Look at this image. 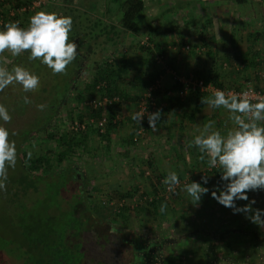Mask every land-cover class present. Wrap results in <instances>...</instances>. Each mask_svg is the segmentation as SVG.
<instances>
[{"label":"rangeland","instance_id":"obj_1","mask_svg":"<svg viewBox=\"0 0 264 264\" xmlns=\"http://www.w3.org/2000/svg\"><path fill=\"white\" fill-rule=\"evenodd\" d=\"M92 1L94 2V0H50V2L46 0L43 9L45 12H50L54 9H60L59 11H61V8L68 7L73 9L79 15L78 22L80 24L76 26V29H78V26L81 29L85 24L91 25L95 17H99L108 25H114L118 17L117 11L115 12V6L111 2L106 4V0H95V7L87 6V3L93 4ZM103 1L105 6L102 4ZM154 1H147L144 14L147 15L146 13H149L147 15L148 18H158V15H161V21L171 23L175 21L174 14L178 8H190L188 3L185 4L187 2L185 0H159L161 2L157 1L156 5ZM190 1L192 3L195 2V0ZM207 1L208 9L205 10L201 6V9L205 12H203L204 14L199 13V16H197L201 25L192 34L198 40L203 39V43H197L198 40L195 43L190 40H183L182 36L184 35L183 32H185L183 25L179 26V36L175 37L173 33L169 32L164 35L162 43L147 33H142L132 38L128 31L118 28L117 25H114V29H112L108 37L99 34L91 39L92 41L83 40L82 37L78 38V42L81 44L79 46L80 51L84 50L86 44H90L91 47H93L91 43L95 45L93 52H89L88 58L84 59L80 75L76 78L77 86L82 92L81 100L78 104L74 102L71 94L73 95L76 90L73 89L67 95L65 103L60 107L57 117L50 123V126L45 131L36 132L23 146V149L27 150L30 157L41 155L48 160V164H40L39 167L41 169L39 170H45L46 167H49V170L67 169L70 165L75 167L78 176L73 179L74 182L68 187V191L63 193L67 205L68 202L72 203L76 214L80 215V217H86L90 213L91 202L100 201L103 208L104 221L109 224L108 227L113 226L115 234L108 233L107 236L105 234L102 237V231L105 230H100L99 227L94 228L90 218L87 223V232L83 233L80 231V235L69 233L71 243L74 241L73 244L76 243L79 248L84 244L86 252L85 257L82 259V264H126V260L130 255L129 249L131 245L125 244L124 240L120 241V237L125 239L127 236L133 235L139 236L148 242L150 250V252H147L148 264H192V260L196 257H200L202 254L206 256L208 253L209 257H211L214 256L212 253L216 252L225 256H231L233 252L234 256H239V258H236L237 260L246 262L248 256L253 257L254 252L251 248L254 247V242L257 240L264 242V232L259 233L251 230V233H244V231L256 227L250 225L251 220L248 219L247 215L238 214L232 208L221 205L213 198L212 192L216 191L217 195H219V191L224 190L226 181L221 180L219 186L212 183V173L214 171L216 174L217 170H212L208 163L202 165L199 170L196 167V169H192L193 172L191 171V181L200 183L202 187H206L209 190L208 193L201 196L198 203L193 204L191 197L182 190L183 186L188 184L185 178L188 177L190 171H181V177L185 181L180 179L179 187L172 193L167 192L165 185L162 186V182L168 174L158 172L155 168H152L150 163L152 159L150 155L152 152L150 149L152 145V129L147 125V128L142 130L141 137L137 136L135 143L132 140L134 126L143 127L142 122L144 119L141 120L140 124L132 119V116L139 110V97L144 92L140 91L137 83V80H140L142 75L147 76L151 73H159L156 78L159 79L160 86L152 92L155 103H158V99L162 98L163 95L165 97L172 96L171 98L174 101L180 100L173 94L174 90L171 87L173 83L170 82V76L159 72V68L152 63L153 50L137 44L139 36H148L150 41L158 45L159 49L164 50L162 46L165 47L164 52H169V56L167 55L168 58L166 59L169 66L180 76L196 72L200 73L198 75L205 79L208 73L202 72L198 67L207 65L211 67L208 68L212 69L211 73L216 72L219 74V79L224 88L238 89L250 85L264 90V68L258 67L261 72L257 74L258 76L253 74V72L249 74L248 70L253 69L255 66H251L247 61L246 65L236 58L238 54L232 46L233 38H231L233 34L239 36L238 43L237 36L234 38L236 48L239 49L238 45H243L242 48L247 45V40L250 39L248 38L250 36L248 33L254 34L260 31L264 33V13H262L264 11V2L262 0H247L238 4L231 0ZM181 2L182 6L179 4ZM209 2L213 3L211 4L212 9H209ZM200 3L205 4V2ZM152 4L160 9L157 12H151L150 6ZM8 5H11V0H6L4 4H0V17L4 18L6 23L17 22L21 28H26L29 18L34 13L32 11H24L22 13L15 11L14 14L10 15V8L6 7ZM108 6L111 9L110 11H107ZM166 7L169 8V12L164 11ZM14 10L15 8H13ZM31 12L33 15H31ZM218 12L219 14L222 12V14L219 16V20H216L219 21L220 25L217 23V30H215L211 23L209 24L208 22ZM253 19L261 22H252ZM219 27L223 30L222 35H219ZM0 30H3V28L0 27ZM213 30L215 31V37L212 34ZM93 32H97L96 28ZM177 38H180V41H186L190 48L187 51H178L180 42L177 41ZM221 41L225 42V48L218 47ZM254 44L255 51H263L260 40L258 41L257 39ZM167 46L170 49L168 51L166 50ZM173 46H176V50L175 48L171 49ZM122 48L126 49L125 53L121 52ZM112 50L114 51L112 53L114 57L108 61L107 67L109 66L113 72L119 70L122 66L121 61L125 60L122 72L119 75L113 73L109 77L111 78L109 90L114 92V94L108 93L107 88H105L107 95H117L118 97V106H115L116 112H114L117 114L114 126H109L108 118L101 129L90 124V126H87V135L85 137L80 135L75 139L78 144L75 146L62 145L57 138L60 136L67 138V135L70 134L69 124L76 117V113L81 112L83 114L88 110L87 100L97 95V91L90 87V80L95 76V70L91 71L88 67L93 63V60L99 59L101 54L105 55ZM250 50L252 51V49ZM223 53L227 56H222ZM12 58L13 56L9 52L0 54V66L6 67ZM241 64H244V66L239 68ZM166 78L170 84L165 87L163 82H165ZM254 81L255 83H253ZM8 91H12L15 95L6 96ZM98 92H103L102 88ZM136 96L138 97L137 100ZM24 97L25 94L21 86L15 85L12 88L9 86L3 92H0V104H3L11 115V112H14L12 109L17 108L20 99ZM100 109V115L106 113L107 117H109V108L103 106ZM154 111L151 110L150 113H154ZM25 115H17L15 118L11 115V122L6 124L0 121V124L8 129L10 141H13L15 126H18L25 119ZM233 126L229 118H226V123H221V130L219 129V131L222 134H226V131ZM48 133L54 134V138L48 137ZM16 167L17 165L15 168H8V179L5 182L6 191L4 190V192L9 190L7 188H10L16 178ZM72 174L74 175V171H72ZM202 176H207L208 182L206 184L201 180ZM160 179L162 182H160ZM79 185L80 188L77 189L76 187ZM76 190H83V192L81 198L77 202L76 199L73 202V193ZM1 195L0 192V202ZM246 195L248 197L247 200L236 199L234 201L236 208L242 209L251 201H255V203L251 204V208L264 213V190L248 191ZM163 197L164 201H161L160 205L156 206L155 211L148 205L150 199L156 198L159 200ZM161 204L167 205L164 212L160 211ZM240 212L243 213V211ZM3 213L0 208V263L22 264V259L17 257L19 254L17 247L22 241L19 232L20 228L11 224L10 221L7 222V216L3 215ZM245 213L247 212L243 214ZM248 213L250 215L253 214L252 212ZM206 216L208 217L207 219ZM233 218L236 222H233ZM261 220H264V214L261 215ZM246 221L248 223L245 225ZM203 224L213 227L214 231L216 230L214 232V234L216 233L215 236L208 233L209 241L212 237L213 240L218 237L214 244L227 242L233 245V250L225 249L224 246L220 248L221 250H219V247H213L212 252L208 250V245L203 242L206 236L200 230H195ZM262 229L263 227H261ZM249 240L251 242L247 243ZM186 242H191L190 244L193 246L197 245L195 249H199L200 255L197 256L194 253V255H191L190 252L187 253L180 250L179 244L183 248V245L184 247L186 246ZM135 243L136 241L133 242L134 245ZM152 243H156V249L158 250H154V244ZM248 246L251 247L250 250ZM139 258L140 255L133 254L132 259H134L135 264H139ZM222 260L225 261V259ZM243 262L240 263L242 264Z\"/></svg>","mask_w":264,"mask_h":264},{"label":"trees","instance_id":"obj_2","mask_svg":"<svg viewBox=\"0 0 264 264\" xmlns=\"http://www.w3.org/2000/svg\"><path fill=\"white\" fill-rule=\"evenodd\" d=\"M5 1L6 0H0V4H4ZM185 1H187L185 4L188 3L190 8L183 9L180 7V5L182 6V2L179 3L180 8L175 11V21L172 23L168 21H161V15H158V18H148L147 15L144 14L143 0H106V4L107 2H111L116 8L115 12L117 11L118 13V17L116 18V23H114V25H117V27L120 29L128 31L130 37L135 38L142 33H147L153 37H158L165 33L174 32L179 28V23H181L184 27L198 25L200 20L197 16H199V13L202 14L205 12L201 9V6H203L205 9L208 8V4L206 3L208 1L195 0L194 3H192L190 0ZM231 1L240 4L241 2H246L247 0ZM200 2H205V4ZM59 10L60 9H54L50 12L57 13L58 15L70 16L72 18L73 25L72 31L70 33V40L79 44V46L81 45L78 42V38L80 37H82L83 40L88 41L99 34L108 37L109 33H111L112 29H114V25L109 24V26L106 22L99 19V17H95L91 22V25L85 24L81 29H79V26L78 29H76V26L80 24L78 22V13L69 7L61 8V11ZM110 10L111 9L108 6L107 11ZM164 11L169 12V8L166 7ZM5 23L6 20L3 18L2 23H0V27L3 28ZM95 28L97 31L96 33L93 32ZM91 44L93 47L95 46L94 43ZM154 46L158 52H162V49H159L158 45ZM93 47H91L90 44H86L83 51H80L78 48L77 57L71 64L68 65L65 74H53L52 71L39 60H29L27 52L20 56L13 57L10 60V63L6 66L9 70H11V68L15 65L23 66L30 72L37 75L40 79V86L36 91L28 93L24 92L25 96L28 97L31 103L25 104L24 99L21 98L22 100L20 99V103L17 104V108H11L14 111L11 112V115L14 118L17 115H26L25 119L22 120L18 126H15V134L12 137V140L16 145L17 153L16 178L13 180V184H11L10 188H7L9 189L7 192L0 190L2 194L0 208L1 211L4 212L3 215L7 216V222L10 221L11 224L17 225L18 228H20L19 232L22 237V241L17 247L19 251L17 257L22 259V264H82V259L85 257L86 252L83 246L84 244H82V247L79 248L76 243L73 244L74 241L71 243L69 233L80 235V231L83 233L87 232V222H84L85 218H89V220L91 218L94 228H97L100 225L106 227L109 226V224L104 221V215L102 213L103 208L101 207L100 201L91 202V214H88L86 217H80V215H76V212L74 211V205L72 203L68 202L67 205L63 193L68 191V187L74 182L73 179H75V177H73L72 174V171H74L73 166L70 165L67 167V169L49 170V167H46L45 170H39L41 169L39 167L40 164H48V160L44 159V157L41 155L30 157L27 150L23 149L24 144L30 140L32 135L39 131H45L50 126V123L55 120L60 107L65 103L67 95H69L73 89L76 90L73 95L71 94L74 102L78 104V102L81 100L82 92L77 86L76 78L80 75V70L84 63V59L88 58L89 52H93ZM236 51L238 52V49H236ZM113 52L114 51L112 50L108 51L105 55L101 54V57L99 59L93 60V63L88 67L91 71L95 70V76H93V78L90 80L91 89H94V85L96 83L103 81V90L105 91V88H107L106 90L108 93L114 94V92L109 90L111 81V78L109 77L112 76L113 73H117L119 75L120 72H122V69L125 65V60L123 59L121 61V68L113 72L109 66L107 67L108 59ZM240 55H242L240 61H243L246 64V59L243 57L245 54L240 52L238 56L240 57ZM254 55H257V51H255ZM259 60H257V62L248 63L251 66L255 64H261V61ZM151 61L153 64H155L153 57ZM159 72L162 71L160 70ZM196 74L198 75L200 73ZM157 76H159V73L157 72L153 74L151 73L147 76L142 75L141 79L137 80L140 91L146 90L152 81L157 79ZM204 81L211 82L218 87H223V84L219 79V74L216 72L211 74L208 73ZM10 86L12 88L15 85ZM171 87H173V90L175 91L178 87V83H173ZM252 87L259 89L256 86ZM259 90L264 92L263 89ZM12 94V91H8L6 96L11 97L15 95ZM173 94L178 97L175 93ZM189 94L194 96L195 101L198 102V104L201 102V98L205 96V93L203 92H191ZM185 97L186 96L183 98H178L183 100ZM137 99L138 97L136 96V100ZM14 101L17 102L16 100ZM38 105H44L45 107L43 110H40L37 107ZM114 106L117 107L118 102H116ZM100 112L101 109L99 107H88V110H86L83 114L81 112L76 113L75 118L78 120L81 118L90 117L93 119H98ZM108 113V124L110 127H112L114 126V123H111L110 120L113 116V111L109 109ZM147 125L148 121L147 118H145L142 122L143 127L134 126V133L132 135V140L134 143L137 141V136H139V133H137L136 130L139 128H141V130L146 129ZM87 129L88 128L85 127L82 132H75L72 130L70 131L69 135L66 134V139L61 136L57 139L62 145L75 146L78 144V141L75 139L80 135L85 137L88 133ZM47 136L54 138V134L52 133H48ZM82 192L83 190H76L73 193L74 199L72 201L75 202L76 199L77 202V200L81 198ZM161 201H164V197L159 200L153 198L148 201V205L155 211L156 206L160 205ZM110 230L112 232L109 233L115 234L113 226H111ZM105 234L107 236V230L102 231V237ZM116 234L120 235L119 233ZM133 236H127L125 239H121L120 237V241L124 240L125 244L128 243V245H133V242L136 239V236ZM205 240H203L204 243ZM250 242L251 240L247 241V243ZM224 244H226L225 249L231 247L230 243L225 242ZM131 252L132 251H130L129 257L131 256ZM147 252L144 255V259L147 257ZM0 264L6 263L2 262Z\"/></svg>","mask_w":264,"mask_h":264},{"label":"clouds","instance_id":"obj_3","mask_svg":"<svg viewBox=\"0 0 264 264\" xmlns=\"http://www.w3.org/2000/svg\"><path fill=\"white\" fill-rule=\"evenodd\" d=\"M72 25L70 16L45 11L31 16L26 28H21L17 22L5 23L0 30V54L9 52L17 57L27 52L29 60H39L53 74H65L78 54V44L70 40ZM10 85H20L25 93L34 92L40 86V79L20 65L13 66L11 70L0 66V92ZM23 99L25 104L31 103L27 96ZM201 102L214 109H225L234 125L222 134L214 129L215 122L209 121L189 145L198 149L200 160L207 157L210 168L222 170L220 178L227 183L219 195L212 192L213 198L234 212H252L251 222L264 227V220H261L264 213L251 208L255 201L242 209L236 208L234 203L236 199L247 200L248 191L264 190V96L249 91L226 93L217 89L210 98H201ZM37 107L43 110L45 106ZM145 114L149 128L155 131L161 112L146 113L145 108L143 112L135 113L132 119L140 124ZM11 120L8 109L0 104V121L6 124ZM16 161L15 142L9 140L8 129L0 124V190L6 191L8 168H15ZM201 180L205 184L208 182L207 176H202ZM163 183L169 191H174L180 180L176 172L170 171ZM182 190L191 197L193 204L209 191L197 182L185 184ZM166 207V204H161L160 211L164 212Z\"/></svg>","mask_w":264,"mask_h":264},{"label":"crops","instance_id":"obj_4","mask_svg":"<svg viewBox=\"0 0 264 264\" xmlns=\"http://www.w3.org/2000/svg\"><path fill=\"white\" fill-rule=\"evenodd\" d=\"M96 1L95 0H94V2L92 1L93 4L87 3V6H94ZM147 1L149 2V0H143L144 11H145L146 6H147L146 5ZM157 1L161 2L159 0H155L154 1L155 5L157 4ZM262 1L264 2V0H262ZM49 2H50V0H49ZM211 2H209V4H210L209 9H212L211 4H213V3H211ZM26 3H28V0H11V5H8L6 7L16 9V8H18V6L25 5ZM102 4L105 6L104 1ZM159 9L160 8L154 6L153 4L150 6V10L153 13L157 12ZM207 9L208 8H206L205 10H207ZM262 13H264V11ZM146 14L148 15L149 13H146ZM221 14H222V12L220 14L218 12L215 16H213L212 19L210 18V22H208L209 24L211 23V25L214 27L215 30H217V28H216L217 23H218V25H220L219 21H216V20H219V16H221ZM31 15H33L32 12H31ZM27 16H29V15L27 14ZM24 18L26 19L25 16H24ZM262 20H263V17H262ZM22 21H23V18H22ZM258 21H256L255 19L252 20V22H258ZM259 22H261V21H259ZM263 23H264V21H263ZM180 25H182V24L179 23V26ZM200 25L201 24L199 22L198 25L184 27L185 32H183L184 33V35L182 36L183 40H187V41L190 40V41H193L194 43L197 42L198 38L197 39L194 38L192 36V34L195 32V29L198 28ZM179 30L180 29L178 28L176 31L170 32V33H173L174 36L176 37V36H179V34H180L178 32ZM214 33H215V31L213 30L212 34L215 37ZM241 33H242V30H241ZM165 34H167V33H165ZM165 34H163L162 36L160 35L158 37H155V38H157L156 40H158L159 42L162 43L163 38L165 37L164 36ZM220 34L221 35L223 34V30L219 27V35ZM248 35H250V36H248V38H250V39L247 40L248 41L247 45L246 46L244 45L245 48H242L243 45H238L239 49H238L237 54H239L240 52L244 53L245 56H243V57H245L246 61L249 63L250 62H257V60L260 59L259 61H261V64H255L254 65L255 67L253 69L248 70L249 74L253 72V74L257 75V74L261 73L258 67L264 68V43H263L264 33L260 31V32H255L254 34L248 33ZM170 36H172V35H170ZM236 36H237V43H238L239 42L238 41L239 40L238 35L233 34L231 37V38H233L232 46L235 50L237 49L235 42H234V38H236ZM166 37H167V35H166ZM177 39H178L177 41L180 42V45L183 43H187L186 41H180V38H177ZM257 39H258V41L260 40L263 51L262 50H260V52L257 51V53H259V55H254V53H255L254 42H257ZM202 40L203 39L198 40L197 43H203ZM180 45H179V47H180ZM225 46H226V44L224 41H221L218 45L219 48H223V47L225 48ZM162 48H164V50H165V47L162 46ZM174 48L176 50V46H173L171 49H174ZM250 49H252V51ZM164 50L162 51V53L164 52ZM166 50L167 51L170 50L169 46H167ZM177 50L180 51L179 48ZM180 52H183V51H180ZM163 54L165 56V59H167L169 56V52L168 53L164 52ZM170 54H172V53H170ZM222 56H227V55H225L223 53ZM241 56L242 55H240V57L236 55V58L240 61ZM255 57H257V58H255ZM168 66H169V64H168ZM242 66H244V64L243 65L241 64L239 66V68ZM198 68L205 73L211 74L212 69H208V68H211L210 66L208 67L206 65V66L202 67V65H200ZM164 74H166L167 76H170V80H171L170 82L172 83L173 82L172 76L168 73H164ZM193 74H195V73H193ZM163 83L165 84L164 85L165 87L170 84L169 81L167 80V78L165 79V82H163ZM253 83H255V81ZM209 96H210V94L205 93V96L203 98H206V97L210 98ZM156 105H157V108L155 109L154 112L159 110L161 112V117H160V120L156 124V130L155 131L152 130V134H151L152 135V140H151L152 145L150 148L152 150V152L150 154L152 156V159L150 161L151 166H152V168H155L158 172H163L165 174H168L170 171H174L177 173L179 180L182 179V177H181L182 172L181 171L188 170L190 172L188 174V177L185 178V180L187 183L194 182V181H191L192 180L191 173L193 172L192 169L193 168L196 169V167H197L199 170L200 167H202V165H204L205 163H208V162H206L207 158H205L203 161L199 159V156L201 154L199 153L198 149L195 146H191V147L189 146L190 142L193 140L195 135L199 134V130H201L203 128V126L205 124H207L209 121H214L215 122L214 123V129L219 131L221 123H223V122H224V124L226 123V118L228 119L229 113L223 108L214 109V108L209 107L207 104H203L202 102H200L198 104V102L195 101L194 96L191 94H188L183 100L180 99L179 101L178 100L174 101V100H172V98L165 97V95H163L162 98L160 97L158 99V103H156ZM141 135L139 137H141ZM212 170H217V173L215 174V172L213 171L211 182L215 183L216 185L219 186L221 183L220 177H221V171L222 170L219 167L212 168ZM183 180L184 179H182V181ZM237 213L241 214V215H247L248 219H249V217L252 216L248 212L243 214L244 212L241 213L240 211H238ZM207 218L208 217L206 216V219ZM233 222H236V220H234V218H233ZM246 223H248V222L246 221L245 225H246ZM249 223H250V221H249ZM250 225L256 226V227H252V228L244 231V233H251V230L258 231L259 233L264 232V227L261 230L262 226H260V225L254 224L252 222L250 223ZM199 227H197L195 230L196 231L200 230L201 233H203L206 236L205 237V239H206L205 243H206V245H208V248H209L208 250H210L212 252L213 247L214 248L219 247V250H221L220 248L222 246H224V248H225L226 244H224L223 242L222 243L218 242V243L214 244L215 240H218L217 239L218 237L214 238L215 240H213V237H212V238H210V241H209L208 233H211L214 236L216 235V233L214 234V232L216 230L214 231L212 229L213 227L205 226V224H203ZM191 236H192V234H191ZM190 243L191 242H186V246L184 247V245H183V248H185V249L182 248V250L187 252V253L190 252L191 255L196 254L197 256H199L200 255V252L198 251L199 249L198 250L195 249V248H197V245L193 246ZM250 248L251 247H249V250H250ZM229 249L232 251L233 245H231V247H229ZM251 249H253V252H254L252 255L253 257L251 258L250 256H248L246 259V262H243L239 259L237 260L236 258H239V256H237V257L234 256L233 252H232L231 256L219 255V253L216 252V253H212V254H214V256H211V257H209V254H207L206 256H204V254H202L200 257H196L194 260H192L193 261L192 264H195V263L196 264H225V262H227V264H241L240 262H243L242 264H264V242L258 241V240L255 241L254 247ZM222 259H225V261Z\"/></svg>","mask_w":264,"mask_h":264},{"label":"built area","instance_id":"obj_5","mask_svg":"<svg viewBox=\"0 0 264 264\" xmlns=\"http://www.w3.org/2000/svg\"><path fill=\"white\" fill-rule=\"evenodd\" d=\"M46 3V0H28V3L25 5H20L18 8H16L13 11V8H10L9 14L12 15L14 14L15 11L17 12H24V11H32L34 14L38 11H44L43 7ZM2 17H0V23H2ZM137 44L139 46L147 47L149 49L153 50V59L155 65L159 68V70L163 71L164 73H168L172 76V83H178V87L174 91V93L179 97L183 98L184 96H187L189 93L193 92H203V93H208L212 96L213 92L217 89L227 92H236V93H241L244 91H249L251 93L257 94L264 96V92H262L259 89H255L254 87L247 85L242 88H224V87H218L212 84L211 82H205L204 79L193 73H189L184 76H180L175 73L174 70H172L167 63V60L165 59V56L162 52H158L155 50V44L153 41H150V38L146 35L144 36H139L137 40ZM190 48L189 44L183 43L180 45L179 50L180 51H187ZM126 49L122 48L121 52L125 53ZM114 56L113 54L109 57L108 61L112 59ZM104 82L101 81L100 83H96L94 85V91H97V95L92 96L87 100V106L90 108H101V107H106L109 108L110 110L113 111L112 113V118H111V123L116 122V117L117 114L114 113L115 111V103L118 102V97L117 95H107L106 92L103 90ZM160 86L159 79H155L152 81V83L147 87L146 90H144L142 96L139 97L138 101V108L139 110L137 112H143L146 108V113H150V111L155 110L157 108V105L155 103V99L152 95V92L156 89H158ZM102 88L103 92H98ZM136 112V113H137ZM147 117V114L142 118L145 119ZM107 122V114H101L98 119L94 120L93 118H82L81 120H78L74 118L70 124H69V130L70 131H75V132H81L85 129V127L90 126L92 124L95 127H98L99 129L104 126V124ZM137 133H139V136L142 134L141 128L136 130ZM135 139V138H133ZM160 182L161 179H160ZM165 184L162 182V186ZM180 185V184H179ZM179 185L175 187L178 188ZM167 192H175L174 191H169L168 186L165 185Z\"/></svg>","mask_w":264,"mask_h":264},{"label":"flooded vegetation","instance_id":"obj_6","mask_svg":"<svg viewBox=\"0 0 264 264\" xmlns=\"http://www.w3.org/2000/svg\"><path fill=\"white\" fill-rule=\"evenodd\" d=\"M78 48H79V44H78ZM78 176V172H76L75 171V167H74V175H73V177H77ZM77 188H80V185L79 186H77ZM79 191H81V190H79ZM89 214H91V213H89ZM77 215V214H76ZM88 221H89V218L87 219V218H85V221L84 222H87L88 223ZM100 227V226H99ZM100 230H107V232L109 233V232H112L110 229H111V227H106V226H101L100 228H99ZM110 230V231H109ZM136 239H135V241H136V243H135V245L133 244V245H131L130 246V249H129V251H132L131 252V256L130 257H128L127 258V260H126V264H132L133 262H134V259H132L133 258V254L135 253V254H138V255H140V258H139V264H148L147 262V257H146V259H144L145 257H144V255H145V253L148 251V252H150V250H149V244H147L148 242L146 241V240H144L143 238H141V237H139V236H137V237H135ZM166 240V239H165ZM164 240V241H165ZM134 241V242H135ZM152 244H154L153 245V247H154V250H158V249H156L157 248V245H155L156 243H152ZM146 246V247H145ZM179 248H180V250H181V248H182V246H181V244H179ZM145 261V262H144ZM134 264H135V262H134ZM149 264H154V263H149Z\"/></svg>","mask_w":264,"mask_h":264}]
</instances>
